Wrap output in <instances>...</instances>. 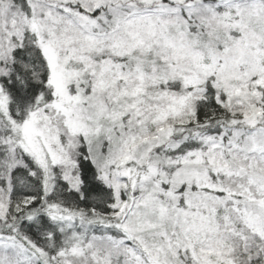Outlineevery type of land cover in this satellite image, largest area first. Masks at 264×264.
<instances>
[{"label": "snow or ice", "instance_id": "obj_1", "mask_svg": "<svg viewBox=\"0 0 264 264\" xmlns=\"http://www.w3.org/2000/svg\"><path fill=\"white\" fill-rule=\"evenodd\" d=\"M0 264H264V0H0Z\"/></svg>", "mask_w": 264, "mask_h": 264}]
</instances>
